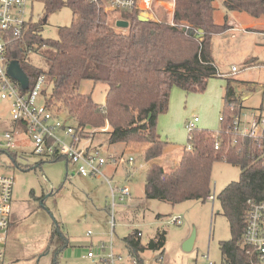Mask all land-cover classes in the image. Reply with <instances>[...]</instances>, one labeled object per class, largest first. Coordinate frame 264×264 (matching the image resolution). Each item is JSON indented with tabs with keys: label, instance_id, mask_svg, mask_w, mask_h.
<instances>
[{
	"label": "trees",
	"instance_id": "trees-1",
	"mask_svg": "<svg viewBox=\"0 0 264 264\" xmlns=\"http://www.w3.org/2000/svg\"><path fill=\"white\" fill-rule=\"evenodd\" d=\"M213 2L174 0L173 25L166 20L143 22L135 11L128 12V26L117 31L112 16L86 0H46L42 21L30 24L22 39L10 45L8 58L19 64L30 87L43 76L41 92L47 104L62 105V113L76 126L105 132L111 145L144 148L139 157L147 164L143 184L146 200L172 206L185 201L204 203L211 196L213 164L224 161L237 166L238 181L228 184L216 197L230 230V239L220 243L221 264H258L255 255L247 253L243 234L247 202H264V143L259 148L255 141L232 134V118L239 111L229 82L217 137L206 129L194 128L188 132L190 149H181L175 168L166 171L154 163L168 145L156 130L158 117L168 110L171 88L198 92L205 89L210 79L220 77L211 53L212 38L231 26L227 13L222 24L215 23ZM223 5L227 12L264 18V0H223ZM64 6L72 12L70 25L58 29L57 39H42L40 32L46 17ZM199 30L202 35L197 38ZM40 50L47 60L46 71L24 61L28 53ZM83 80L107 85L102 105L77 91ZM233 138L236 144H232ZM216 139L220 142L218 150L214 148ZM10 158L15 160V152ZM61 159L66 161L63 157L46 161ZM134 232L123 239V244L138 264L140 253L163 249L164 231L157 230L146 245ZM53 242L57 252L68 245L58 228L51 234Z\"/></svg>",
	"mask_w": 264,
	"mask_h": 264
},
{
	"label": "rangeland",
	"instance_id": "rangeland-1",
	"mask_svg": "<svg viewBox=\"0 0 264 264\" xmlns=\"http://www.w3.org/2000/svg\"><path fill=\"white\" fill-rule=\"evenodd\" d=\"M144 1L140 2L144 8L140 15L150 20L169 22V13L173 9L169 0H162L161 4ZM148 3L152 4L149 11L145 9ZM44 5V0H39L32 9L27 7V11L32 12L33 23L42 21ZM213 6L216 24L223 23L226 13L227 18L236 20L231 30L212 38L213 61L222 77L210 79L205 89L198 92L186 93L175 86L171 88L168 110L158 117L156 130L161 140L168 143L159 160L166 171L173 168L181 149L187 147V122L197 118L195 128L206 129L212 134L220 130L227 82L237 101L238 111L255 112L264 117V35L250 29L243 30L248 20L256 19L245 13L227 12L223 0H214ZM118 16L115 14L114 17ZM71 20L72 12L66 6L49 14L42 25L41 38L57 39L58 29L68 27ZM120 20L126 26L120 27L117 24ZM118 21L114 24L117 31L128 26L126 20L120 18ZM24 61L41 71L48 67L42 50L28 53ZM232 67L239 73L230 75ZM77 91L90 95L94 103L102 105L107 85L83 80ZM53 105L58 111H64L62 105ZM9 111V104L0 100V170L15 179L12 216L2 264H94L83 258L85 246L92 245L93 252L99 257L109 253L110 243L113 252L124 258V264H134L123 239L134 231H140L141 243L146 245L157 230L165 232L164 247L161 251L140 253L141 264H221L220 243L230 239V230L216 197L228 184L238 181L240 171L237 166L224 161L213 164V200L204 203L185 201L174 206L146 200L143 184L147 165L139 157L140 148L111 145L105 132L87 130L92 135V146L106 162L102 167L103 174L114 187H127L130 191V198L113 211L112 228L109 187L103 179L73 175L75 166L64 159L54 162L42 160L44 162L38 166L41 158L33 154L32 145L23 142L26 137L22 135L23 140L21 134L16 137L15 160L2 153L3 135L17 126ZM62 122L76 126L69 116ZM21 139L22 142L18 143ZM130 157L134 159L133 166L128 164ZM172 218H180L181 225L170 224ZM55 228L68 239L67 248L61 252H57L55 242L51 243ZM192 233L195 235L193 246L190 251H184L183 243ZM160 252L161 262L156 260Z\"/></svg>",
	"mask_w": 264,
	"mask_h": 264
},
{
	"label": "built area",
	"instance_id": "built-area-1",
	"mask_svg": "<svg viewBox=\"0 0 264 264\" xmlns=\"http://www.w3.org/2000/svg\"><path fill=\"white\" fill-rule=\"evenodd\" d=\"M39 0H0V100L5 101L10 107V116L16 127L12 131L6 132L3 137L2 153L9 158L16 151L17 141L15 134H22L32 145L34 155L43 160H51L56 157H63L66 162L75 166V174L82 177L101 178L109 187L110 193V224L114 227L113 211L118 205L124 204L130 198V191L127 187L113 186L102 172V167L106 164L100 156L96 147H91L90 135L87 130L79 126L66 125L62 122L65 115L48 105L41 90L44 77L40 76L30 87L28 82L27 89H22L21 85L13 80L7 73L8 66L12 62L8 58L11 51L10 45L22 39L27 28L32 24L31 9L34 3ZM89 4L95 5L102 12L111 15L114 21L120 18L126 20L125 14L135 11L138 15L143 10L141 0H86ZM151 0H145L149 2ZM174 8V0H169ZM46 2V0H44ZM161 4L162 0H152ZM148 8L152 4L148 3ZM119 15L118 17H114ZM171 25V21H169ZM247 68L243 69L246 70ZM239 73L235 67L231 68L230 75ZM220 77L222 75L218 74ZM231 110L233 106L231 105ZM64 116V118L62 117ZM197 118L187 122L185 128L188 132L195 128ZM232 134L235 137L247 138L258 143H264V117L255 112H244L234 114L230 125ZM219 132L214 134L215 138ZM85 142V143H83ZM236 138L232 139V144H236ZM190 149V146L187 147ZM215 150L220 148V142L216 139ZM130 152V151H128ZM128 164L133 166L134 159L129 158ZM15 179L10 174H5L0 170V264L4 260V247L7 232L11 219V203ZM214 196L207 200H213ZM248 212L243 234L244 244L247 245V253L254 254L258 264H264V202H247ZM170 224L180 226V218H172ZM134 235L141 238V232L136 231ZM89 236V234H87ZM83 258L90 260L94 264H124V258L113 252L110 243L109 253L103 256H96L92 246L86 247ZM102 248H105L102 246ZM130 257V256H129ZM134 264H138L135 258L130 257ZM161 262L162 258L156 259Z\"/></svg>",
	"mask_w": 264,
	"mask_h": 264
},
{
	"label": "water",
	"instance_id": "water-1",
	"mask_svg": "<svg viewBox=\"0 0 264 264\" xmlns=\"http://www.w3.org/2000/svg\"><path fill=\"white\" fill-rule=\"evenodd\" d=\"M139 20L146 22L149 19L145 16L139 15ZM117 24L120 27L126 26V23L121 22V20L118 21ZM201 35H202V31L199 30L197 38H200ZM7 73L13 80L17 81L21 85L22 89H24V90L27 89L28 79L16 61H12L10 63V65L8 66V69H7ZM194 237H195V235H194V233H192V235L183 243L182 247H183L184 251H190L191 250V248L193 246V242H194Z\"/></svg>",
	"mask_w": 264,
	"mask_h": 264
},
{
	"label": "crops",
	"instance_id": "crops-1",
	"mask_svg": "<svg viewBox=\"0 0 264 264\" xmlns=\"http://www.w3.org/2000/svg\"><path fill=\"white\" fill-rule=\"evenodd\" d=\"M174 9V8H173ZM172 9V11L169 13V15H170V19H169V21H171V19H172V14H173V10ZM117 22V21H116ZM233 23H236V20L235 19H229L228 18V25L229 26H231V29L233 28ZM248 27V28H244V27ZM230 29V30H231ZM242 29L244 30V29H246V30H248V29H250V30H254V31H257V32H259V33H262L263 35H264V20L262 19V18H260L259 20H248V25H244L243 27H242ZM221 75V74H220ZM64 114V113H63ZM63 118H64V116H62ZM18 134H20V133H18ZM18 134H15V138L17 137V136H19ZM20 137L24 140V137L22 136V134L20 135ZM22 139L18 142V143H20V142H22ZM91 141L92 140H90V145H91V147H95V146H92V144H91ZM23 142H25V143H28L29 141L27 140V139H25ZM140 152H141V154L144 152V148H140ZM166 152V151H165ZM161 158V157H160ZM160 158H158L157 160H155L154 161V163H157L158 165H160V166H162L161 165V162L159 161L160 160ZM179 159H180V154H179V156H178V161L177 162H174V166H173V168H175L177 165H178V163H179ZM43 159H41L40 161H42ZM44 161H46V160H44ZM147 165V164H146ZM163 167V166H162ZM164 168V167H163ZM172 168V169H173ZM165 169V168H164ZM73 175H77V174H75V172H73ZM11 216H12V211H11ZM66 237V236H65ZM87 237H89V236H87ZM67 238V237H66ZM68 240V239H67ZM90 246H92V245H90ZM85 247H89V246H85ZM67 248V247H66Z\"/></svg>",
	"mask_w": 264,
	"mask_h": 264
}]
</instances>
